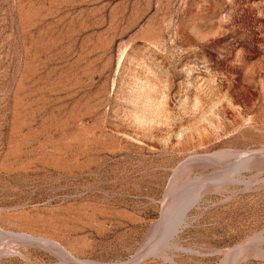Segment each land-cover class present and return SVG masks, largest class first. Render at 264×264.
I'll list each match as a JSON object with an SVG mask.
<instances>
[{
	"label": "rangeland",
	"instance_id": "obj_1",
	"mask_svg": "<svg viewBox=\"0 0 264 264\" xmlns=\"http://www.w3.org/2000/svg\"><path fill=\"white\" fill-rule=\"evenodd\" d=\"M21 235L264 264V0H0V264H76Z\"/></svg>",
	"mask_w": 264,
	"mask_h": 264
},
{
	"label": "bare ground",
	"instance_id": "obj_2",
	"mask_svg": "<svg viewBox=\"0 0 264 264\" xmlns=\"http://www.w3.org/2000/svg\"><path fill=\"white\" fill-rule=\"evenodd\" d=\"M242 154H243V152H242ZM210 158H209V160H210ZM201 159H202V157H201ZM202 161H203V159H202ZM237 167H239V166H237ZM237 170H236V172H237ZM196 185H197V183H196ZM198 189L199 188L197 187L195 190H193L192 192L188 193L187 195L179 197V198L171 201V204L169 205V207L165 208L161 212V215H160L161 218L157 222L154 223V226H156L154 228L160 227L162 229L161 239L164 242H167L175 234V232L178 230L179 226L182 224L186 211L196 202V200L198 198V195H199V193H198L199 190ZM21 236L24 237L26 240L31 241L33 244H34V242H36V243H45V244H49V245L54 246L55 250L58 249V251H60L61 254L64 256V258L72 260L73 263H76V264H99V263H95V262H91V261H84V260L78 259V258L70 255L68 251H66L64 248L59 246L54 241H51V240H48V239H45V238H34V237L30 236V235H21ZM161 243H163V242H161ZM130 263H131V261H130ZM125 264H129V263H125Z\"/></svg>",
	"mask_w": 264,
	"mask_h": 264
}]
</instances>
